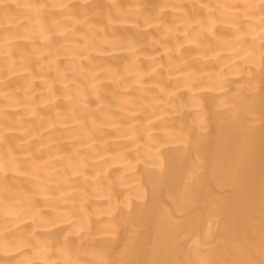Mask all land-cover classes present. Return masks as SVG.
Instances as JSON below:
<instances>
[{
    "label": "bare ground",
    "instance_id": "obj_1",
    "mask_svg": "<svg viewBox=\"0 0 264 264\" xmlns=\"http://www.w3.org/2000/svg\"><path fill=\"white\" fill-rule=\"evenodd\" d=\"M0 264H264V0H0Z\"/></svg>",
    "mask_w": 264,
    "mask_h": 264
}]
</instances>
